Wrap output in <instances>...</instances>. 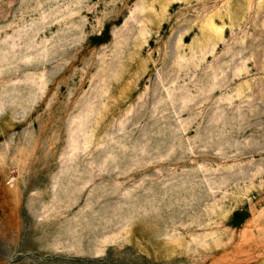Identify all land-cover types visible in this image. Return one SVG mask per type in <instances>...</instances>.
<instances>
[{"label": "rangeland", "instance_id": "rangeland-1", "mask_svg": "<svg viewBox=\"0 0 264 264\" xmlns=\"http://www.w3.org/2000/svg\"><path fill=\"white\" fill-rule=\"evenodd\" d=\"M0 264H264V0H0Z\"/></svg>", "mask_w": 264, "mask_h": 264}, {"label": "trees", "instance_id": "trees-1", "mask_svg": "<svg viewBox=\"0 0 264 264\" xmlns=\"http://www.w3.org/2000/svg\"><path fill=\"white\" fill-rule=\"evenodd\" d=\"M101 41H104V40H101ZM101 43V42H100ZM237 225H239V224H237Z\"/></svg>", "mask_w": 264, "mask_h": 264}]
</instances>
